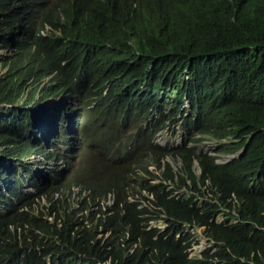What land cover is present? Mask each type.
<instances>
[{"label": "trees", "instance_id": "16d2710c", "mask_svg": "<svg viewBox=\"0 0 264 264\" xmlns=\"http://www.w3.org/2000/svg\"><path fill=\"white\" fill-rule=\"evenodd\" d=\"M1 48L11 53H0V104L41 82L51 58L59 77L47 91L67 100L65 110L95 103L84 111L97 128L104 118L120 125L129 107L156 117L158 98L183 140L160 155L138 146L112 152L114 162L87 173L86 197L71 191L80 172L73 160L51 174L32 169L33 160L27 168L37 148L26 142L47 133L33 130L37 111L30 118L15 105L1 108L0 264H264V0H0ZM89 62L114 78L107 92L71 76ZM49 133L41 153L55 144ZM224 138L214 150L240 157L217 164L197 151L198 141ZM105 143L110 153L114 144ZM168 154L198 161L201 176L174 172L162 160ZM150 163L160 181L148 188L153 205L140 208L128 195L149 186ZM108 192L111 205L97 202ZM195 226L219 247L190 256Z\"/></svg>", "mask_w": 264, "mask_h": 264}, {"label": "clouds", "instance_id": "9594fccd", "mask_svg": "<svg viewBox=\"0 0 264 264\" xmlns=\"http://www.w3.org/2000/svg\"><path fill=\"white\" fill-rule=\"evenodd\" d=\"M8 51V54H10L11 50ZM50 59L48 60V64L42 69V81L38 82L37 80V83L34 85L35 88H38V85L42 83V96L38 97L36 95L34 103L31 102L27 93L28 88L31 85L30 82L25 88V96L23 97V94L21 95L18 93L17 103L11 102L9 104L10 106L15 105L19 110L25 109V111L28 112L29 117L31 116V108H29L28 105H33L32 108L37 111V113L34 114L37 126L34 127L33 130L37 133V135H40L41 129H43L45 133L53 131V133L56 134L55 144L51 146V148H48L49 145L48 147L46 146V150L43 149L44 151L42 153L41 146L44 142L41 141V139L37 142H26L28 150L37 148V153L35 155H31L30 159L25 160L27 168L31 169L32 162L34 161L32 169L42 166L48 171V173H50L54 170L58 171L60 169L59 165L65 161L73 160L77 164L80 172L74 178L78 184L75 186L72 185L71 191L74 194L75 192L77 193L82 190L84 196L87 197L92 191L84 186L85 177L92 175L91 171L96 170L100 172L110 162H114L115 158L112 152H115V154H117L118 151L125 153L128 152L132 146H138L136 151L137 153L143 149H147L160 155L162 149L168 143L173 145L182 143V129L179 125L174 127L171 121L165 117L158 98L156 99V117L141 115L136 108L129 107L124 108L121 112L120 125H117V123H115L112 119L104 118L98 123L97 128L92 125L91 120L84 111L85 107L96 106L95 103L93 104L89 100H85L76 107L65 110V105L63 104L66 103L67 100L61 96L58 98V102H55V99L47 91L51 84L58 83L56 79L59 77L58 72L57 70L55 71V67L52 65ZM82 68L83 70H81ZM76 70L78 71H74L71 74L72 77L76 78L82 73V78L86 80L92 79L95 83V88L103 89L104 92H107L114 82V78L110 74L103 72L100 66L90 62L76 65ZM38 71L39 70L37 68L36 72ZM62 76L63 75H61V77ZM186 77L187 78L185 79H189L188 75ZM68 80L72 81V83L77 82V80L71 78ZM187 104H189L188 100L185 101V105ZM116 105L118 104L116 103ZM47 117L51 119L52 127L48 131H45V120ZM155 119L162 122V127L160 129L155 127ZM173 130H176V133H173ZM71 133L73 134L71 135ZM76 133L79 134L74 135ZM206 140L210 141L209 139H203L201 144L199 141L197 142V151H201L203 149L205 151H209L210 153H215V155H212L215 163L225 164L237 156L240 157L241 150H237L232 153L224 151L218 153L214 150L219 143L228 142L229 139L224 138L221 142L210 141L212 143L210 150L205 148L204 143ZM104 142L114 144V147L110 149V153L104 151V149L108 148L106 143L103 145ZM19 147L23 148L22 141L19 144ZM226 156H228V158H225ZM162 158V160H166L171 163L174 172L181 171L189 175L188 169H191V171L198 177L202 174L201 166L196 160L192 164H185L181 155L173 156L168 154L162 156ZM148 169L150 172L144 174L147 177L146 181L149 183V186L147 187L143 185L142 193L136 192L128 195V199L137 202V205L140 208L144 205H153V194L148 188L153 183L160 181V178H154V174L159 173L158 165L150 163L148 165ZM87 173L89 174L87 175ZM175 176L178 177L177 173H175ZM198 187L201 188L202 185L199 184ZM184 188L185 190L187 189L185 185ZM181 190L184 189L181 188ZM86 191H88V194L85 193ZM143 195L147 196V198L144 199ZM97 197V202L99 200L103 202L106 199V204L108 205H111L114 200V194L112 192H108L106 197L104 196V193L97 195ZM239 203L240 202H238V205H240ZM160 215L161 218L155 221H157L158 227L163 228L166 215L163 212H161ZM224 218L225 215L221 214L217 220L224 221ZM155 221H149L150 227L152 224L156 223ZM204 229V226H195V228L192 229L193 233H195V237L192 245L189 247L190 256L209 248L215 250L221 244L216 241L214 236L205 234ZM193 251L196 253H193Z\"/></svg>", "mask_w": 264, "mask_h": 264}, {"label": "rangeland", "instance_id": "374dc122", "mask_svg": "<svg viewBox=\"0 0 264 264\" xmlns=\"http://www.w3.org/2000/svg\"><path fill=\"white\" fill-rule=\"evenodd\" d=\"M0 53H2V54H8L9 53V51L7 50V49H5V48H3V49H0ZM4 68H5V66H3ZM4 68H3V70L1 71V73L2 72H4ZM0 73V74H1ZM2 76V75H1ZM15 79H16V74H15V72L14 71H12L11 72V82L12 83H14L15 82ZM42 83H40L39 85H38V88H35L33 85H30L29 86V88H28V91H27V93H28V96L30 97V100H31V102L32 103H34V99H35V96L37 95L38 97H41L42 96ZM23 96H25V91H23ZM10 103H4V104H0V109L1 108H4V107H6V106H10L9 105ZM50 128V121H49V119H48V117L46 118V120H45V130H47V129H49ZM39 138L40 139H43V140H45L46 139V137L45 136H38V140H39ZM205 148L206 149H208V150H210L211 149V147H212V143L210 142V141H208V140H206L205 141ZM225 158H228V156H226ZM193 253H196L195 251H193Z\"/></svg>", "mask_w": 264, "mask_h": 264}, {"label": "bare ground", "instance_id": "6f19581e", "mask_svg": "<svg viewBox=\"0 0 264 264\" xmlns=\"http://www.w3.org/2000/svg\"><path fill=\"white\" fill-rule=\"evenodd\" d=\"M4 42V41H3ZM185 78H187V77H185ZM188 105V104H187ZM49 119V121H50V128L52 127V122H51V119L50 118H48ZM49 128V129H50ZM49 129H47V130H45V131H48ZM73 133H71V135H72ZM79 133H76V134H74V135H78ZM44 136V135H43ZM45 137H46V139H47V136L45 135ZM211 154V156L212 155H215V153H210ZM86 194H87V191L85 192Z\"/></svg>", "mask_w": 264, "mask_h": 264}, {"label": "built area", "instance_id": "2783aa9c", "mask_svg": "<svg viewBox=\"0 0 264 264\" xmlns=\"http://www.w3.org/2000/svg\"><path fill=\"white\" fill-rule=\"evenodd\" d=\"M22 106H24V105H22ZM29 106V108H31L32 109V106L33 105H28ZM39 113V112H38ZM38 120V119H37ZM46 136H47V138H50V139H48L49 141H48V143H51L52 142V137H50V133H49V131L46 133Z\"/></svg>", "mask_w": 264, "mask_h": 264}]
</instances>
